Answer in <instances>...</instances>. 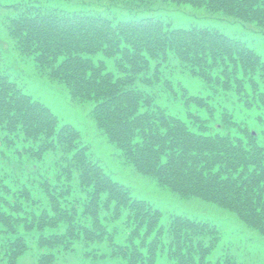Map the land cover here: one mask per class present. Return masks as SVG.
<instances>
[{"label": "trees", "instance_id": "1", "mask_svg": "<svg viewBox=\"0 0 264 264\" xmlns=\"http://www.w3.org/2000/svg\"><path fill=\"white\" fill-rule=\"evenodd\" d=\"M62 1L0 0V263L35 246L39 264H57L79 243L90 264H242L239 246H264V55L161 11L190 4L261 33L264 0ZM24 63L70 103H92V130L124 165L231 214L166 215L134 195L27 90Z\"/></svg>", "mask_w": 264, "mask_h": 264}, {"label": "rangeland", "instance_id": "2", "mask_svg": "<svg viewBox=\"0 0 264 264\" xmlns=\"http://www.w3.org/2000/svg\"><path fill=\"white\" fill-rule=\"evenodd\" d=\"M60 3L65 7H76L78 5L74 0L70 2L62 1ZM183 6L193 7L190 4L178 6L177 4L170 3L162 6L163 9L161 13L165 16H169L174 23L188 24L189 21L195 20L200 23L219 27L232 34H242L243 37L251 40V43L264 55V32H245L241 30L242 28L240 24L236 23V21H234L235 18L231 16L229 17L219 12H204L203 14H200ZM0 41L3 40L0 38ZM23 67L24 81L26 82L27 90L30 91L32 95L42 99L48 104L59 116L60 120L71 122L78 126L84 140L91 143L96 155L102 159L107 169L116 179L129 185L134 195L151 200L161 208L166 215L172 211H181L213 219L217 218L218 221L221 222L220 217L231 214L228 210L223 209L212 202L195 198H180L176 193L160 187L156 182L154 183L151 178L135 172L130 166L124 165L119 157L114 154L115 150L112 146L113 144L110 142L106 143L103 137L93 131L94 128L90 116L91 102V104L89 102L84 104L70 103L64 92L53 88L49 82L43 81L34 76L29 64L24 63ZM186 76L187 77H185L184 80L188 86L191 87L193 91L197 90L198 82L192 76ZM241 224V222H238V225L241 226ZM243 225L244 224H242V226ZM224 233L226 237L231 236L229 224L225 228ZM243 233L248 237L250 236L247 230L243 231ZM240 235H243L242 232ZM251 246L252 248L248 249L239 246L235 250L238 259L242 264H264V246L260 244V250L253 245ZM74 247V250L59 255L56 259V261H58L57 264H90L97 262L85 255L86 248L83 245L77 243ZM33 248L34 249H30L25 255L21 256L16 264H39L37 261V248L35 246H33Z\"/></svg>", "mask_w": 264, "mask_h": 264}]
</instances>
